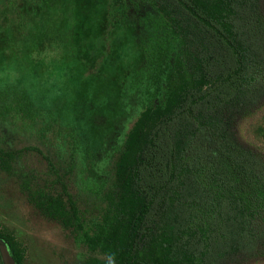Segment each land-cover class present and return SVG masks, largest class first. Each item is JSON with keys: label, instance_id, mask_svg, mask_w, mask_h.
<instances>
[{"label": "rangeland", "instance_id": "rangeland-1", "mask_svg": "<svg viewBox=\"0 0 264 264\" xmlns=\"http://www.w3.org/2000/svg\"><path fill=\"white\" fill-rule=\"evenodd\" d=\"M251 2L264 49V0ZM110 3L0 0V234L22 264L115 263L80 225L94 234L131 209L126 161L137 122L163 100L180 54L201 78L202 36L174 5L127 0V18L110 22ZM207 120L264 177V69ZM190 136L177 140L178 155ZM186 186L192 203L201 187ZM183 204L166 219L173 236L186 225ZM233 211L220 209L208 246L186 237L208 249L199 264H264V206ZM172 264L193 262L175 254Z\"/></svg>", "mask_w": 264, "mask_h": 264}, {"label": "trees", "instance_id": "trees-1", "mask_svg": "<svg viewBox=\"0 0 264 264\" xmlns=\"http://www.w3.org/2000/svg\"><path fill=\"white\" fill-rule=\"evenodd\" d=\"M167 1L202 36L201 78L186 55L180 54L168 75L163 100L137 122L138 140L126 161L131 209L101 224L94 234L80 225L84 241L112 255V264H172L175 254L199 264L208 249L196 251L186 237L200 234L208 246L220 223V209L228 206L244 217L264 206V177L207 120L235 100L252 71L264 69L261 16L253 0ZM126 18L127 0H111L109 21ZM182 133L191 136L178 155ZM189 179L202 191L192 203L183 201ZM183 203L188 206L186 225L173 236L166 219ZM0 237L22 264L10 241Z\"/></svg>", "mask_w": 264, "mask_h": 264}, {"label": "water", "instance_id": "water-1", "mask_svg": "<svg viewBox=\"0 0 264 264\" xmlns=\"http://www.w3.org/2000/svg\"><path fill=\"white\" fill-rule=\"evenodd\" d=\"M0 255L3 264H19L13 256L7 241L0 237Z\"/></svg>", "mask_w": 264, "mask_h": 264}]
</instances>
